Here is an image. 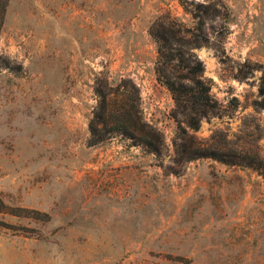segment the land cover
Returning <instances> with one entry per match:
<instances>
[{
    "label": "rangeland",
    "instance_id": "374dc122",
    "mask_svg": "<svg viewBox=\"0 0 264 264\" xmlns=\"http://www.w3.org/2000/svg\"><path fill=\"white\" fill-rule=\"evenodd\" d=\"M166 15L183 33L166 21L158 44ZM150 42L163 82L190 89L203 64L215 110L162 83L143 99L124 70ZM127 80L159 153L91 145L101 93ZM0 264H264V0H0Z\"/></svg>",
    "mask_w": 264,
    "mask_h": 264
},
{
    "label": "trees",
    "instance_id": "16d2710c",
    "mask_svg": "<svg viewBox=\"0 0 264 264\" xmlns=\"http://www.w3.org/2000/svg\"><path fill=\"white\" fill-rule=\"evenodd\" d=\"M166 21L170 26H177V32L183 33V25L177 19L166 15L160 18L155 24L153 29L156 30L152 35L156 39L157 43L160 40L165 39L164 34L168 31L174 33V30L166 27ZM160 58H164L161 46L158 48ZM160 64V61H158ZM161 69H157V72ZM190 74L186 79L192 82V87L189 89L186 85H178L176 82L167 79L165 82L158 77V81L164 84L171 92L173 99L178 107H182L184 110L195 108L203 111V114H207L216 109L217 104L212 98L211 85L203 78L204 67L200 61H197L194 67L189 70ZM121 86L130 87L131 91L128 94H123L124 100H119L121 92ZM106 92H102L103 100L94 109L93 119L90 123L91 132V145H99L116 135H124L131 140L143 144L152 153H159L160 146H154V140H160L159 133L150 126L147 122L143 121L138 114L140 112L137 109L136 103L141 101L140 90L135 86L132 80H127L121 85L113 86L107 84ZM107 96L112 97L108 100ZM136 117V120L134 119ZM162 141V138H161ZM162 143V142H161ZM183 159H194L205 155H198L197 153H190L188 146H184L180 152ZM197 156V157H193ZM240 164L246 166H253V163H249L246 160H240Z\"/></svg>",
    "mask_w": 264,
    "mask_h": 264
},
{
    "label": "crops",
    "instance_id": "0c3cea01",
    "mask_svg": "<svg viewBox=\"0 0 264 264\" xmlns=\"http://www.w3.org/2000/svg\"><path fill=\"white\" fill-rule=\"evenodd\" d=\"M150 36L148 35L147 38ZM149 42V39H148ZM155 43L150 42V49H154L151 56L152 59H144L134 62L127 70H124L127 76L133 79L141 88L143 99L157 101L161 96V89L164 87L160 84L156 71V56L158 50L155 49ZM154 54V55H153ZM165 90V89H164Z\"/></svg>",
    "mask_w": 264,
    "mask_h": 264
}]
</instances>
